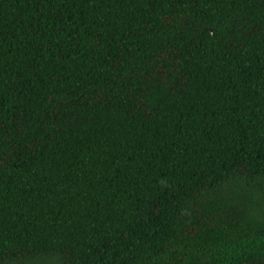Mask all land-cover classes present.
<instances>
[{"label":"trees","instance_id":"1","mask_svg":"<svg viewBox=\"0 0 264 264\" xmlns=\"http://www.w3.org/2000/svg\"><path fill=\"white\" fill-rule=\"evenodd\" d=\"M0 264H264V0H0Z\"/></svg>","mask_w":264,"mask_h":264}]
</instances>
